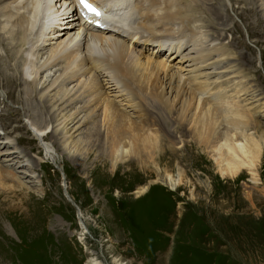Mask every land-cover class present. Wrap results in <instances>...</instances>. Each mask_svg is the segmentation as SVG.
<instances>
[{"label":"rangeland","instance_id":"obj_1","mask_svg":"<svg viewBox=\"0 0 264 264\" xmlns=\"http://www.w3.org/2000/svg\"><path fill=\"white\" fill-rule=\"evenodd\" d=\"M189 2L192 4L188 0L185 2L188 6L179 7L185 10L184 14L189 10L188 14L194 17L184 23L177 19L168 42L148 40L147 33L138 34L133 41L126 34L128 21L115 22L117 28L125 31H120L124 36L117 38L124 42L132 40L134 45H130L135 47V53L148 54L169 64L168 76L161 75L167 97L175 96L170 87L172 74L174 84L179 76L186 84H193L194 77L229 84L228 94L248 109L252 117L246 133L261 134L264 131V0H254L253 4L248 0H199L194 9ZM213 10L222 18L217 19ZM118 13V16L123 14ZM137 19L139 23L142 20ZM75 28H70V37L77 35H72L79 31ZM179 28L184 29V34L176 32ZM57 41L49 42L44 51L56 46ZM98 42V47L109 49L104 42ZM7 48L10 49L9 45L6 48L0 45V59L7 57ZM202 50L209 53L207 63L199 59ZM85 53L86 48L81 49L76 59ZM44 55L41 61L47 58ZM84 69L89 67L86 65ZM48 70L46 75H53ZM94 72L81 76L80 82L97 74ZM60 74L58 70L49 78L55 81L56 90L63 86ZM101 74L99 79L109 77L105 72ZM2 79L0 75V125L2 115L6 114L15 120L13 126L19 125L21 130L5 139L6 131L0 129V167L8 170L5 179L0 180V264H95L98 261L99 264H264V142L257 164L242 167L235 176H225L218 170L215 153L199 148L192 135L182 136L177 120L164 112L166 118L170 117L168 129L176 141L173 147L176 153L172 150L166 155L158 154L160 151L154 153L157 166L150 163L152 176L145 177L137 166L131 171L136 163L128 162L127 158L118 160L113 168L114 161L106 155V129L99 108L93 115L96 125H101V138L85 135L87 129L78 130L72 135L80 142L77 151L72 147L74 143L64 144L70 134L60 138L61 135L51 131L57 112L54 109L48 113L51 103L48 92L40 98L34 91L33 98L36 97L30 113L41 111L35 119L51 120L53 124L46 132L47 139L36 136L33 140L36 131L30 123L34 115L30 118L24 105L8 99ZM80 82H65L63 88L76 92ZM104 83L101 90L109 92L107 97L132 119H138L139 112L126 104L123 93ZM74 84L76 88H72ZM239 86L246 89L237 94L235 87ZM182 87L189 91L186 85ZM21 89L26 88L13 89L20 99ZM73 104L77 107L73 111L82 106V103ZM152 112L156 118L162 116L157 110ZM26 124L29 128L23 129ZM180 173H184L185 182L179 184ZM149 182L152 189L138 197V188Z\"/></svg>","mask_w":264,"mask_h":264},{"label":"bare ground","instance_id":"obj_2","mask_svg":"<svg viewBox=\"0 0 264 264\" xmlns=\"http://www.w3.org/2000/svg\"><path fill=\"white\" fill-rule=\"evenodd\" d=\"M89 1H92L100 9L101 14L96 19L93 14H86V16L80 14L81 10L76 5V0H0V45L3 48L8 45L10 47V49L7 48V57L0 59L2 87H6L8 90V99L24 105L30 118L34 115L30 123L34 133L36 131L33 140L37 139L36 136L43 137V140L49 137L46 132L53 122L51 120H36L35 118L42 114L41 111L36 114L30 113L33 110L31 107L34 98L37 95L43 98V95L48 92V101L51 102L48 113L54 109L57 112L55 114L56 124H53L51 131H54V134L58 133V136L61 135L60 138L70 134L65 137L64 144L74 143L72 147H75L77 151L80 142L79 139L74 140L73 133L87 129L85 135L100 137L101 125H96L93 114L97 108L101 110L106 129L107 153H105L114 161L113 168L118 160L127 158L128 162L136 163L130 168L131 171L137 166V170L139 168L145 173V177H151L150 163L157 166L154 153L160 151L158 154L166 155L167 151L175 152L173 147L176 141L168 129L170 126L168 118L170 117L166 118L164 112L177 120L179 133L182 136L192 135L193 139L197 140L199 148L209 149L215 153L216 157L212 156L217 161L216 165L220 174L234 175L242 167L246 165L252 167L258 163L264 142V131L258 135L246 133L245 130L251 126L252 117L248 114V109L247 111L238 105L234 101V97L228 94L229 84L225 85L223 82L215 84L208 78L198 80L197 77L193 78V84H186L183 83L182 76L174 80L177 81L174 84L172 74L170 87L175 92L172 99L166 96L161 78V75L168 76L169 64L164 60L154 59L148 54L135 53L133 51L135 47L130 45L140 33H147L148 40L168 42L169 39H172V33L175 32L173 25L177 24V19L184 23L194 17L188 14L189 10L184 14L185 10L179 7L180 5L188 6L185 3L188 0ZM191 1L192 4L189 2V5L194 9L199 0ZM248 1L252 4L254 2V0ZM158 6L159 8H157ZM118 12H123V14L118 16L120 15ZM214 13L217 19L222 18L218 11H214ZM109 15H112V18ZM139 17H141L142 23L137 21ZM109 19L114 23H111ZM124 21H128L124 24L127 28V36L133 39L131 42H124L117 38L124 36L120 34V31H125H123L124 28L123 30L117 28L115 22L123 24ZM179 26L181 28L180 23ZM70 28L79 29L78 32L72 33V35L77 34L74 35L75 37H70L72 32ZM180 28L176 32L184 34V29ZM157 34L162 35L156 36ZM81 35H85V37L79 39ZM61 36L65 37L61 39ZM135 36L137 37L135 38ZM53 39L58 40L54 42L57 43L56 46L44 51L49 42L53 43ZM98 41L107 44L109 49L98 47ZM195 42H197L196 38L194 45ZM83 48H86V53L77 60L76 56ZM204 51L199 52L201 63H207L206 60H210L207 57L209 53L207 55ZM215 51L217 52V50ZM44 54H47V58L41 61ZM86 65L89 67L88 70L84 69ZM47 70L48 72L53 71V75L48 73L46 75ZM58 70L61 71L59 76L63 77V82H61L63 86L65 82L69 84L74 81L80 82L81 76L90 74L92 71L97 74L95 75L94 72L93 76L80 82V88L73 93L71 90L64 89L63 86L56 90L57 86H53L55 81L49 80ZM104 72L109 77L99 79L101 73ZM103 82L108 84L107 86L111 84L109 88L115 86L118 91L123 93V100L126 104L139 112L138 119H132L128 112L117 104L115 105L114 100L107 97L109 92L105 93L101 90ZM75 85L77 84H74L72 88ZM183 85H186V89L189 91L183 90ZM19 86L26 88L21 89L23 96L21 99L16 97L13 90ZM52 86L53 88H51ZM31 89L33 90L31 91ZM244 89L246 88H242V86L235 87V93L239 94ZM34 91H36V96L33 98ZM53 91L55 92L50 93ZM77 92L79 95H76ZM73 102L82 103V106L73 111L72 108H77ZM178 105L179 107H177ZM152 110H157L162 116L156 118ZM16 113L14 112V114ZM59 116L60 118H58ZM2 117L3 122L0 129L6 131L5 139H9V134L18 132L21 130V126H13L12 122L15 120L8 118L6 114H3ZM90 123L91 125L86 127ZM22 128L28 129L29 126L26 124ZM16 141L18 142L19 139ZM6 144L10 145L11 143ZM46 150L50 151V147H46ZM47 155L51 156V152H48ZM22 162L24 161L22 160ZM77 169L82 170L79 167ZM5 172L8 170L0 167V180L5 179ZM153 173L156 172L153 171ZM183 176L184 173L179 174V184L185 182ZM150 185L152 184L149 182L146 186L139 187L138 197L147 194L152 189ZM66 196L72 200L68 192H66ZM77 207L80 210L78 205ZM95 264H99V261Z\"/></svg>","mask_w":264,"mask_h":264},{"label":"snow or ice","instance_id":"obj_3","mask_svg":"<svg viewBox=\"0 0 264 264\" xmlns=\"http://www.w3.org/2000/svg\"><path fill=\"white\" fill-rule=\"evenodd\" d=\"M80 2L87 8L89 11L95 13L96 15H99V11L94 8L91 4L88 3V0H80Z\"/></svg>","mask_w":264,"mask_h":264}]
</instances>
